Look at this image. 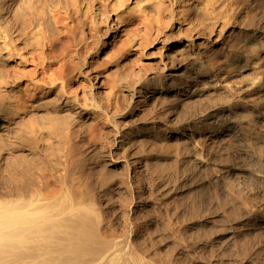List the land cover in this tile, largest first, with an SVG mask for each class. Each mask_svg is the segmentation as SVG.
Returning <instances> with one entry per match:
<instances>
[{"label": "bare ground", "instance_id": "bare-ground-1", "mask_svg": "<svg viewBox=\"0 0 264 264\" xmlns=\"http://www.w3.org/2000/svg\"><path fill=\"white\" fill-rule=\"evenodd\" d=\"M111 38L113 39L110 42ZM106 47L110 51L105 52ZM155 48L154 55L156 51L159 55L163 54L159 52L161 50L168 52L166 61L163 60L160 65L155 61V63L141 62L139 66H135V54L139 55V60L137 58L139 64L140 59L148 60L153 54L151 51ZM1 63L8 64L9 85L6 88L9 91H7L8 96L5 97V100L8 99L7 102L2 103L0 97V129L5 131L6 136L14 138L16 141V143L13 141L14 144L18 143L20 147L25 144L32 145L33 148L30 150L36 158L38 157L37 160L40 159V165L35 166L36 169L35 164L32 165L34 168L32 174L25 177V181H21L23 177L19 176L24 166L22 169L19 168L18 174L16 172L18 169H14L17 165L12 166L10 161L11 164L7 162L8 158H3L2 147L6 145L0 142V186L3 185L1 188L3 192L0 191L2 192L0 193V264H148L152 254L147 257V262L143 259L145 258L146 261L148 254H145L144 258L137 254L140 240L137 241L138 236L131 228L128 227L127 231L119 234L118 229H115L116 225L111 224L114 221L109 222L111 218L108 214H106L109 217L107 222L106 216L103 217L105 220L101 219L100 215H103L99 213L101 210L92 204L96 202L94 194L91 196L93 200L84 204L82 200L75 199V195L69 194L71 186L65 192V183L62 184L61 181L67 173L65 171L68 165L94 159L100 160L98 162L101 165L98 164L100 168L96 170V174L104 191L109 192L107 196L105 194L106 200L100 207L105 213L108 211L110 213L113 209L112 205H115L113 193L118 196V191L115 189L119 186L121 191H127V183L130 182V185L134 183L138 193L133 196L134 198L132 197V200H137L146 194L151 196L159 191L164 182H173L171 192L179 199L180 205H177L181 207L180 211H184L186 216L188 214L197 220H204V214L207 211L210 213V206H205L203 193L202 196L199 194L198 201H193L192 195L196 188L203 192L204 186L213 185L212 192L215 198H221L220 192L224 194L222 197L229 198L227 202L221 201L223 205L219 207L218 212L232 205V215L242 211L243 216L248 219L254 218L255 228H259V224L263 228L264 205L259 204V200V205H255V200L258 199V197L255 199V196L262 191L260 194L264 197V0H0ZM0 68L2 81L5 69ZM97 78L102 80L98 89L95 88L96 83H93ZM191 115L194 116V120L188 119ZM9 139L7 140L10 142ZM173 144L190 148L189 151L197 153L195 158L192 156L191 161L189 157L183 158L184 153L181 152L186 149L179 153L183 155V159L181 158L183 161L194 167L190 173H187V169H184L186 173L183 169L179 171L182 172L180 178L175 172H167L173 169L170 166L175 168L173 164L178 160L177 153L181 149L178 148V152L173 151L172 149L175 150L179 146L171 148ZM8 151L10 150H7V153ZM205 152L208 155H204ZM223 153L226 154L225 160L223 159L226 163L224 165L222 162V165L220 162L221 164L217 165L216 159L221 160L220 156ZM21 154L18 153V158L22 157ZM13 157L17 161V156L13 155ZM19 159L20 163L22 161H27L29 165L31 161L36 163L33 159L28 161L26 157V160ZM120 159L123 165V172H120L123 174L119 172L121 178L116 187L111 180L114 176L110 178L108 167L109 163L115 165ZM235 161L242 162L249 171L241 170V167H235L236 165L232 166ZM14 162L13 164H17ZM3 163L6 176H2ZM171 163L173 164L170 165ZM228 164L232 166L231 169ZM90 168L85 170L77 168L78 170H70V173L78 171L80 174L86 170L88 172ZM167 168L171 169L167 170ZM87 172L82 174L89 176ZM114 172L112 174H116L115 170ZM93 173L95 174V171ZM77 174H74L76 178ZM174 178L181 180L182 187L176 183L178 180L174 181ZM193 179L198 183L193 185L189 183ZM96 181L99 180L96 178ZM56 183L61 184L58 188L63 186V194H59L58 189L56 190ZM75 183L80 184V182ZM222 186L224 190L221 189ZM97 187L98 185L95 188ZM74 190L76 189L72 191ZM91 193L89 188H86L85 200ZM196 193L195 195H198ZM97 195L95 193V196ZM117 196L114 199H117ZM167 196L164 195L166 198ZM249 197L255 199L254 205L246 202ZM259 199L262 202L263 198ZM129 202L128 200L126 205H130ZM124 204L120 203L122 207ZM226 211L222 212L226 213ZM145 213H142L143 217H146ZM113 216L115 217V214ZM239 217L242 218V214ZM135 221L138 222V218ZM189 221L194 219L191 218ZM211 221L214 223V220ZM169 227L171 230L173 224L172 228L171 225ZM119 230L121 231V228ZM194 230L193 228L191 231ZM163 232H165L164 228ZM201 233L200 231V235ZM240 233L242 237L246 233L248 235V232ZM204 235L207 237V234ZM145 236L139 237L141 241ZM262 237L261 240L256 239V243L258 240L262 241ZM251 242L248 240L245 242L243 239V243H239L242 249L246 250ZM146 244L148 245V242ZM147 245L146 248L150 244ZM214 248L217 249L216 246ZM166 249L168 250V247ZM252 250L253 248L249 251ZM163 251L160 253L164 256ZM255 251L251 255H254ZM195 253L193 256H196ZM211 254L210 252V257ZM202 256L204 258L205 254ZM157 257L155 256L156 259ZM236 258L239 256L237 255ZM232 259L235 260L233 257ZM241 260L243 259L239 261ZM165 261L163 258V263ZM229 262L233 264L236 260L233 263L230 260Z\"/></svg>", "mask_w": 264, "mask_h": 264}, {"label": "rangeland", "instance_id": "rangeland-1", "mask_svg": "<svg viewBox=\"0 0 264 264\" xmlns=\"http://www.w3.org/2000/svg\"><path fill=\"white\" fill-rule=\"evenodd\" d=\"M112 39L113 38H111V40H110V42L112 41ZM159 47V46H158ZM158 47H156L157 48V50H159L158 49ZM156 48L154 49V50H152L151 52L153 53V51L155 52V50H156ZM108 51H110V49L108 50V47H106V50H105V52H108ZM4 52V51H3ZM160 53H162L163 52V54H160L159 55V53L156 51V54L154 55V53L152 54V56H150L149 57V59L148 60H145V61H141V59H140V62H139V64H138V60H139V55H137V54H135V56H136V59H135V57H134V61H135V66H139L140 65V63L141 62H149V63H151V62H154L155 63V61H157L156 63H158L157 65H160L161 64V62L163 61V60H165V59H167V57H168V52L166 51H164V50H161V51H159ZM164 53H165V56H164ZM159 56H161L160 58H161V60H159L160 58L158 57V55ZM138 56V57H137ZM157 56V57H156ZM104 57V56H103ZM103 57H101V58H103ZM137 58H138V60H137ZM134 61L132 62L133 63V65H134ZM159 61V62H158ZM166 61V60H165ZM137 62V63H136ZM6 64V65H5ZM137 64V65H136ZM0 67H2V68H4L3 70H4V72H3V75H2V81L0 80V88H1V90H0V93L2 92H5V93H7V94H5V93H3V95L2 94H0V95H2V96H0V97H2V103H4V102H7V100H5L6 98V96H8V92L7 91H9V89H7L8 88V85H9V79H8V64L7 63H1L0 64ZM1 69V68H0ZM7 69V70H6ZM2 72H1V74H2ZM1 82H3V83H1ZM5 83V84H4ZM93 83L95 84L96 83V86H95V88L96 89H98V87H100L101 86V83H102V80L100 79V78H97L96 79V82L95 81H93ZM2 85H5V86H2ZM7 87V88H6ZM3 89V90H2ZM5 89V90H4ZM5 94V95H4ZM4 96V97H3ZM194 116H192L191 115V117L189 116L188 117V119L189 118H191V120H194V118H193ZM0 130H2V131H0V132H2V133H0V137H1V144H3V145H6V146H3L2 147V149H3V158L4 157H6V158H8V160H7V162H9L12 166L14 165H17V166H15V170L16 169H18V170H16V172L18 173L19 172V168H23V166H24V169L23 170H21L22 172H20L21 173V175L19 176V175H17V176H19L20 178L21 177H23V179L21 178V181H25V177H27V176H30L31 174H32V172H33V170H34V168H35V166L37 167V165L39 166L40 165V159L39 160H37L38 159V157L36 158V155L34 154V153H32L31 151L32 150H30L31 148H33V146L31 145H29L28 146V144H25V145H21V147H20V144L18 145V143L17 144H14V142L16 143V141H14V138L12 137V136H9V135H7L6 136V133H5V131H3V129L1 128ZM4 132V133H3ZM3 135H4V137H3ZM7 137V138H6ZM9 137H11L12 139H9ZM5 138V139H4ZM7 139H9V140H11L10 142L12 143V145L14 146H12L11 145V143L7 140ZM6 142L5 144H4V142ZM3 142V143H2ZM9 143H10V146H9ZM28 147H27V146ZM177 145V144H176ZM175 145V146H176ZM179 145V144H178ZM177 145V146H178ZM7 146H9V147H7ZM26 148H25V147ZM174 146V144L171 146V148H173V147H175ZM176 146V147H177ZM7 147V148H6ZM10 147H12V148H10ZM14 148V150H12ZM16 148H18V149H16ZM20 148V149H19ZM178 148H181L180 149V151L178 150ZM10 150V151H8V153H7V150ZM23 149V150H22ZM184 149H186V147L184 148L183 146H178L177 148H175V150L174 149H172L173 151H176V152H178L177 153V155H179L178 156V160L177 161H175L174 162V164L173 163H171L170 165H175V168H177L176 169V171H174V167L173 166H170V165H168V166H170V167H172L173 169H168L167 168V170H170V171H167V170H165V172L167 171V172H172V173H176V175H177V177H179L180 178V176H181V174H182V172L180 173L179 171H181L182 169H183V172H185L186 173V171H187V173H190V172H192V170H193V165L191 164V165H188L187 164V162L186 161H183L182 159L184 158V159H188V157L190 158V160L189 161H191L192 160V158L194 157H196L195 155H197V153L195 152V151H189L190 150V148H187L186 149V151L188 152V154H187V152L186 151H184ZM189 149V150H188ZM12 150V151H11ZM16 151V152H15ZM22 151V152H21ZM25 151V152H24ZM173 151H171V150H169V152H173ZM181 151H184V152H181ZM9 152H11V153H9ZM184 153V156L181 154H179V153ZM190 152V153H189ZM18 153L19 154H21V156L23 157L24 156V158L22 159V157H20L19 156V158H21L22 160H26L27 158V160L29 161V160H34L36 163L39 161V163H33L32 161L30 162V165L32 166V165H34V168H33V166L32 167H30V165H29V163L27 162V161H22V163H20L21 162V160L18 158ZM27 153V155L25 156V154ZM174 153V152H173ZM193 153H195V154H193ZM15 155V156H17V161H18V159H19V161H18V163H17V161H16V159H14L15 157H13V155ZM33 154V155H32ZM8 155V156H7ZM30 155V157L31 156H35V157H31V159H30V157H28ZM185 155H186V158H185ZM204 155H208L206 152H205V154ZM224 155H226V154H222V156H220V157H222V158H220L221 160H219V158L218 159H216V164L217 165H220L222 162L224 163V165H225V163L226 162H224L223 161V159L225 160V156ZM12 156L13 157V159H12V157L10 158V157ZM181 156V157H180ZM182 156H183V158H182ZM191 156V157H190ZM193 156V157H192ZM25 157H26V159H25ZM180 157V158H179ZM206 157H208V156H206ZM182 158V159H181ZM9 159H11V160H9ZM182 161H181V160ZM12 160H14L17 164H13V162L14 161H12ZM183 163V164H181V162ZM217 160H218V162H217ZM94 162L93 164H91V162ZM89 162L88 161H83L82 163H73V167L71 166V164H70V166L68 165V167L66 168V171L65 172H67V173H65L66 175H68L69 174V176H67L66 177V175H64L65 176V178H64V176H63V180L61 181L62 182V184H64L65 186H64V189H65V192L67 191V188L69 187L70 188V186H71V188H70V191H69V194L70 195H75L74 197H75V199H79V200H82L83 202H84V204H87L86 203V201L88 202H90V200H93V197H91L93 194V196H94V201H96V202H94V203H92V204H95V206H96V208H98L99 210H101L99 213L101 214H103V215H100L101 216V219H103V220H105V218L107 219L106 220V222L109 220V217L111 218L110 220H109V222L111 223L112 221H114V222H112L111 224L113 225V226H115V229L117 230V233H123V232H125V231H127V229H129V228H131L134 232H135V234L138 236L137 238V241L139 242V240H140V242L138 243V245L140 244V246H138V249H137V254H139L140 255V257H142V258H144L147 254V256H146V261H145V258L143 259L144 260V262H147L148 260V256L150 257V255L152 256V258H150L149 260L150 261H148L147 263L148 264H159V261H160V264H175V261H176V264H183L184 262L186 263H188V264H190L191 262V264H199V263H203V264H205L208 260V262H209V264H210V262L212 263V264H228V262H229V260L231 261V263H233L235 260H236V262L237 263H239V264H263L262 262H264V257H263V252H264V226H263V228H261L262 227V225L261 224H259L258 225V227L259 228H255L256 227V225H254L255 224V220H254V218H247L245 215L243 216V213H241L242 211H237V212H235V213H233V214H235V215H232L231 214V209H232V205L230 206V207H228L229 208V210H228V208H226L225 210H223V209H221L219 212H218V210H219V207L220 206H222L223 205V203L222 202H227L228 200H229V198H225V197H222V196H224V194L222 193V192H220V196H221V198H219L218 197V199L217 198H215V196H214V193L212 192V191H214L212 188V186L213 185H211V187L210 186H204V189L202 190L203 192H201V190L200 189H198V188H196V190H195V192H193L194 193V195H192V200L194 201H198L199 200V194L201 195L202 193V195H204V197L206 198H204L203 197V199H204V202H205V206H210L209 208H210V210H209V212L210 213H208V211H207V213L206 214H204V217H203V219L204 220H201V219H196V218H194V217H191L190 215V219H189V216H188V214H187V216H186V213L184 214L183 212L184 211H180L181 210V207L179 206L180 205V203L178 202V198L174 195V193L173 192H171V186L173 185V182H167V183H165L164 182V185L163 186H161L162 187V189H161V187H160V189L162 190H160V189H158L159 191H156V192H154L151 196H149L150 194H144L145 196L144 197H142L141 199H133L134 200V202H133V200H132V197L134 196H136V194L138 193V191H137V187L134 185V183H131V185L129 184V183H127V191H121V187L119 186V188L117 187L118 185V183H119V180H120V178H121V175L123 174L122 172V167H123V165H122V161H121V159L119 160V162L117 163V164H112V163H109V167H108V169H109V175H110V178H111V176L113 175L114 177L111 179V180H113L112 182H114L115 183V185H116V189H115V191H118L117 193H118V196L116 195V194H114L113 193V202L115 203V205H112V207H113V209L110 211V213H109V211L107 212V213H105L104 212V210H102V208H100V207H102V203L104 202V200H106V196L109 194V192L107 193L106 191H104V188H102V184H101V182H100V178H99V176H98V174H96V170L98 171V168H100L99 167V165H101V163L100 162H98V161H100V160H90ZM95 161H97V162H95ZM179 161V162H178ZM14 162V163H15ZM25 162H27V164L28 165H26V163ZM186 162V163H185ZM221 162V163H220ZM236 162V161H235ZM234 162V164H232V166H235V167H241V170H244V171H249V168L246 166L245 167V165L242 163V162H240V161H238V162H236L235 163ZM23 163H25V165H22ZM100 163V164H99ZM185 163V164H184ZM220 163V164H219ZM223 163H222V165H223ZM76 164L79 166H76ZM99 164V165H98ZM241 164V165H240ZM75 165V166H74ZM81 165H82V167H81ZM97 165H98V167H97ZM114 165V166H113ZM176 165H177V167H176ZM182 167L183 166V168H181L180 166ZM186 165V166H185ZM229 165V164H228ZM244 165V166H243ZM3 168H2V171H3V173L4 174H2V176H6L7 175V173H5L4 171V167H5V165H4V163H3ZM92 167V168H90V167ZM120 166V167H119ZM168 166H166V167H168ZM188 166L190 167V168H188ZM232 166L231 165H229V169H231L232 168ZM242 166H243V168H242ZM18 167V168H17ZM70 167V168H69ZM76 167V168H75ZM90 168V170L92 171V169L95 171V174L93 173L94 171H90V170H88V172H87V170L86 171H84V172H81L80 174L78 173V171H74V173H73V171H72V173H70L71 171L70 170H78L77 168H80V170H81V168H82V170H85V169H89ZM93 167H95V168H93ZM186 167V168H185ZM29 168H31V169H29ZM33 168V169H32ZM71 168H73V169H71ZM75 168V169H74ZM97 168V169H96ZM119 168H120V170H119ZM180 168V169H179ZM36 169V168H35ZM116 171V174H112V172H114V170ZM184 169H187L186 171L184 170ZM189 169V170H188ZM192 169V170H191ZM247 169V170H246ZM68 170V171H67ZM117 170H118V172H117ZM178 170V171H177ZM202 170V169H201ZM201 170H199V171H201ZM29 171H31V173L29 172ZM91 173H90V172ZM120 171H122V172H120ZM189 171V172H188ZM76 172V173H75ZM85 172H87V173H89V176H88V174H87V176H85L84 174H82V173H85ZM121 173V175H120V173ZM180 173V174H178V173ZM78 173V174H77ZM111 173V174H110ZM115 173V172H114ZM19 174V173H18ZM70 174H71V176H75L76 174H77V178H76V176L74 177V178H76V179H74L73 177L71 178V176H70ZM73 174V175H72ZM75 174V175H74ZM81 174H82V177H81ZM92 174H94V176L95 177H93V175ZM165 174V173H164ZM13 175V174H12ZM84 175V176H83ZM92 175V176H91ZM120 176V177H117V176ZM179 175V176H178ZM144 176V175H143ZM71 179H73V180H71ZM84 177H87L86 179L84 178ZM89 177V178H88ZM90 177H91V179H90ZM145 177V176H144ZM84 178V179H83ZM96 178H97V180H99L98 182L96 181ZM90 179V180H89ZM95 179V180H94ZM115 179V180H114ZM175 179V180H174ZM173 180L176 182V180H178L177 178H174ZM20 180V179H19ZM69 180H71L70 182H69ZM76 180V181H75ZM89 180V181H88ZM239 180H241V179H239ZM20 181V182H21ZM80 182V184L78 183V185L75 183V182ZM94 182V184H92L93 182ZM117 181V182H116ZM191 181V182H190ZM189 181V183H192V185L194 184V183H198V181H196L195 179H193V180H190ZM196 181V182H195ZM60 182V183H61ZM68 182V183H67ZM90 182V183H89ZM96 182V183H95ZM100 182V183H99ZM181 180H178L176 183L178 184H180V186H181ZM58 184L59 186H61V184ZM67 184H69V185H67ZM91 185V187H90V185ZM128 184L130 185V186H128ZM166 184V185H165ZM56 186H55V188H56V190L58 189V192H59V194H63V192H64V189L62 188V187H60V188H58L59 186L57 185V183L55 184ZM67 185V186H66ZM80 185V186H79ZM86 185V186H85ZM92 185L94 186V187H92ZM98 185V187L97 188H95L96 186ZM100 185V186H99ZM114 185V186H115ZM76 186L77 187H79V188H76ZM82 186V187H81ZM89 188V190H90V192H92L90 195H89V197H87V198H89V200H87V198H86V200H85V197H84V193H86V188ZM167 186V187H166ZM66 187V188H65ZM100 187H101V190H100ZM170 187V188H169ZM182 187V186H181ZM1 188H3V185H1L0 186V189ZM61 188L63 189V191L61 190ZM69 188H68V190H69ZM76 189V190H74V191H72L73 189ZM92 188V189H91ZM99 188V189H98ZM164 188V189H163ZM167 188H169V189H167ZM208 188V189H207ZM224 187L222 186V190H224L223 189ZM59 189H60V191H59ZM118 189V190H117ZM134 189V191H132ZM197 189H198V191H197ZM3 189H1L0 191H2ZM84 190V191H83ZM93 190V191H92ZM99 190H100V192H99ZM128 190H129V192H128ZM169 192V194H168V192ZM180 190H181V188H180ZM207 190V191H206ZM209 190H211V191H209ZM254 190H255V188H254ZM61 191H62V193H61ZM95 191H97V192H95ZM109 191V190H108ZM119 191H120V193H119ZM163 191H164V194H163ZM200 191V192H199ZM209 191V192H208ZM256 191V190H255ZM3 192V191H2ZM2 192H0V193H2ZM71 192H74V194L73 193H71ZM94 192V193H93ZM98 192H99V195H97L98 194ZM123 192H124V196H122V194H123ZM132 192V193H131ZM166 192V193H165ZM197 192V193H196ZM199 192V193H198ZM252 192V191H251ZM250 192V193H251ZM262 191H260L255 197V199H257V197H258V199L257 200H255L254 198L252 199L251 197H249L247 200H246V202H248V203H250V205L252 204V205H254V203L256 202V204L255 205H257L258 204V202H259V204L261 203V204H263L264 205V197H262V193H261ZM95 193H96V195L97 196H95ZM102 193H104V194H102ZM130 193V194H129ZM157 193V194H156ZM161 193L163 194V195H161ZM195 193L196 194H198V195H195ZM261 193V194H260ZM105 194H106V196H105ZM126 194V195H125ZM132 194V195H131ZM213 194V195H212ZM223 194V195H222ZM252 194V193H251ZM101 195H103V196H105L104 198L103 197H100ZM120 195V196H119ZM129 195H130V197H129ZM148 195V196H147ZM154 195V196H153ZM156 195H157V197H156ZM164 195L165 196H167V195H169V196H167V198L166 197H164ZM171 195H172V197H171ZM201 195V196H202ZM212 195V196H211ZM116 196H117V199H114V198H116ZM121 196H122V201H124L123 203H122V201H121ZM128 196V197H127ZM160 196V197H159ZM161 196H163V197H161ZM211 196V197H210ZM263 196H264V194H263ZM92 199H91V198ZM110 197V196H109ZM108 197V198H109ZM124 197V198H123ZM133 197V198H134ZM149 197V198H148ZM151 197V198H150ZM156 197V198H155ZM169 197V198H168ZM171 197V198H170ZM177 199H176V198ZM208 197H210L209 199H208ZM261 197V199L263 198V200H262V202H261V200L259 199ZM83 198V199H82ZM96 198V199H95ZM119 198V199H118ZM127 198H131V199H127ZM146 198H147V200L149 201V199H150V201L148 202L147 200H146ZM172 198H173V200H172ZM211 198H213V199H211ZM98 199V200H97ZM99 199H101V201L99 200ZM146 201H145V200ZM156 200V201H154V200ZM158 199H159V201H158ZM168 199V200H167ZM171 199V200H170ZM214 199H215V201H214ZM217 199V200H216ZM220 199V200H219ZM225 199V201H223ZM128 200L130 201L129 202V204L131 203V200H132V203L130 204V205H126V204H128L127 202H128ZM139 200V201H138ZM206 200H207V202H206ZM209 200V201H208ZM211 200H212V202H211ZM219 200V201H218ZM249 200V201H248ZM251 200V201H250ZM252 200H253V202H252ZM254 200H255V202H254ZM259 200V201H258ZM137 201V203H135ZM143 201V202H142ZM167 201V202H166ZM214 201V202H213ZM218 201V202H217ZM222 201V202H221ZM230 201H232V199H230ZM88 202V203H89ZM92 202V201H91ZM100 202V203H99ZM112 202V201H111ZM117 202H118V204L119 205H117ZM150 202H151V204H150ZM156 202V203H155ZM162 204H161V203ZM166 202V203H165ZM210 202V203H209ZM100 204V205H98V204ZM120 203H121V205L122 204H124L123 205V207H125V206H127V207H125V208H123L121 205H120ZM146 203V204H145ZM148 203V204H147ZM158 203V204H157ZM170 203V204H169ZM174 203L176 204V205H174ZM207 203V204H206ZM209 203V204H208ZM211 203H212V205H211ZM215 203V204H214ZM218 203H219V206H218ZM220 203H222V204H220ZM136 204V205H135ZM146 206H144V205ZM153 204V205H152ZM163 204H164V206L165 205H167L166 207H164L163 206ZM170 205V207H169V205ZM177 204H179V205H177ZM213 204H214V206L216 205L217 207H214L213 206ZM258 204V205H259ZM156 205V206H155ZM174 205V206H173ZM97 206H99V207H97ZM129 206V207H128ZM163 206V207H162ZM179 207L180 209L178 210V209H176L177 207ZM119 207H121V208H119ZM140 207V208H139ZM142 207V208H141ZM150 208V209H148V208ZM161 207V208H160ZM114 208H115V210H114ZM117 208V209H116ZM130 208V209H129ZM132 208V209H131ZM147 208V209H146ZM154 210L155 208V212H157L156 214L153 212V210ZM158 208V209H157ZM167 208V209H166ZM197 208V207H196ZM215 208V209H214ZM218 208V209H217ZM122 211H121V210ZM128 209V210H127ZM134 209V210H133ZM140 209H142V210H140ZM174 209V210H173ZM118 210V211H117ZM124 210V211H123ZM146 210H148L147 211V213H145V211ZM151 210V211H150ZM157 210V211H156ZM166 210V211H165ZM217 212H216V211ZM227 210V211H226ZM103 211V212H102ZM123 213V214H125L126 213V215H123L121 212ZM135 211V212H134ZM137 211L138 212H140V213H137ZM160 211H161V213H160ZM163 211V212H162ZM169 211H170V213H169ZM172 211H174L173 213H172ZM176 211V212H175ZM178 211H179V213L180 214H178ZM222 211H226V213L228 214H226L225 212H222ZM113 212V213H112ZM132 212V213H131ZM217 214H216V213ZM220 212H222L221 214H220ZM105 213V214H104ZM127 213H129V215L127 214ZM142 213H145V215H146V217H147V220H146V217H143V214ZM182 213H183V215H182ZM212 213V214H211ZM215 213V214H214ZM231 215H230V214ZM106 214H108L109 215V217H108V215H106ZM110 214H112V215H110ZM115 214V217L113 216ZM133 216H132V215ZM134 214H135V216H134ZM150 214H152V216L150 215ZM159 214V215H158ZM167 214V215H166ZM170 214H172V215H170ZM224 214H226V215H224ZM242 214V218L241 217H239L240 215ZM118 215V216H117ZM127 215H128V217H127ZM132 216V218H131V216ZM144 215V216H145ZM160 215H161V217H160ZM167 217H166V216ZM175 215V216H174ZM180 217H179V216ZM185 215V217L183 218V216ZM209 215H211V216H209ZM214 215V217H215V219H214V217H212ZM216 215V216H215ZM219 215V216H218ZM239 215V216H238ZM106 216V217H105ZM112 216V217H111ZM122 218H121V217ZM124 216V217H123ZM139 216V217H138ZM140 216H142V219H140ZM150 216V217H149ZM155 216V217H154ZM157 216H159V217H157ZM208 216V217H207ZM220 216H224L223 218H220ZM228 216V217H227ZM233 216V217H232ZM237 216V217H236ZM103 217H105V218H103ZM108 217V218H107ZM134 217V218H133ZM152 217V218H151ZM174 217H176V218H174ZM182 217V218H181ZM226 217V218H225ZM230 217V218H229ZM115 218H117V220H115ZM125 218V219H124ZM137 218H138V222L137 221H135V220H137ZM164 218H166V220H168L169 221V223H168V221H166ZM168 218V219H167ZM185 218H186V221H185ZM191 218H192V220L194 219V221H189V220H191ZM218 218V219H217ZM241 218V219H240ZM114 219V220H113ZM123 220V222H122V220ZM127 219H129V220H127ZM134 219V220H133ZM150 219H151V222H150ZM155 220V221H153V220ZM158 219H160L159 221H158ZM162 219L164 220V221H162ZM171 219V220H170ZM177 220V221H175V220ZM179 219V220H178ZM181 219V220H180ZM189 219V220H188ZM211 219L212 220H214V223H212L213 221H211ZM223 219H225V220H223ZM229 219V220H228ZM232 219H234V220H232ZM247 219V220H246ZM141 222H140V221ZM184 220V221H183ZM201 220V221H200ZM222 220V221H221ZM226 220H227V222H226ZM240 220V221H239ZM243 220V221H242ZM120 221V222H119ZM125 221V222H124ZM131 221H133V223L131 222ZM135 221V222H134ZM157 221H158V223H157ZM161 221V222H160ZM171 221V222H170ZM173 221V222H172ZM179 221V222H178ZM181 221H183V223H181ZM187 221H189V222H187ZM229 221H231V222H229ZM238 221V222H237ZM242 221V222H241ZM117 222V223H116ZM130 222V223H129ZM165 222H167V223H165ZM193 222V223H192ZM215 222H216V224H215ZM225 224H224V223ZM243 222H245V223H243ZM157 223V224H156ZM162 223H164V224H162ZM175 223H176V225H175ZM181 223V225H179ZM184 223H186V224H184ZM202 223V224H201ZM203 223H205V224H203ZM243 223V224H242ZM117 224H118V226H117ZM125 224V225H124ZM128 224V225H127ZM130 224V225H129ZM136 224H137V226H136ZM141 224V225H140ZM142 224H143V226H142ZM160 224V225H159ZM172 224H173V228H172ZM193 224H194V227H193ZM214 224V226H212ZM219 224V225H218ZM221 224V225H220ZM234 224V225H233ZM240 224V225H239ZM121 225V226H120ZM134 225V226H133ZM140 225V226H139ZM167 225H171V230H169L170 229V227L169 226H167ZM175 225V226H174ZM183 225V226H182ZM186 225H188V226H186ZM192 225V227H190ZM202 227H201V226ZM205 225V226H204ZM218 225V226H217ZM230 225V226H229ZM261 225V226H260ZM120 226V227H119ZM155 226V227H154ZM167 226V227H166ZM198 228H197V227ZM208 226V227H207ZM213 228H217L216 230L215 229H213ZM221 226V228H219L218 229V227H220ZM223 226V227H222ZM233 228H232V227ZM238 226H239V228H238ZM241 226V227H240ZM244 226H246V227H244ZM249 226H254V227H249ZM119 227V228H118ZM125 228V230H124V228ZM127 227V228H126ZM129 227V228H128ZM140 227V228H139ZM152 227V228H151ZM169 227V228H168ZM181 227V228H180ZM209 227H210V229H209ZM249 227V228H248ZM121 228V231L119 230ZM162 228V229H161ZM163 228H164V231L165 232H163ZM166 228H168V229H166ZM176 228V229H175ZM193 228L195 229L194 231H191V230H193ZM200 228H202L203 229V231H206V232H204L203 233V231H202V229L200 230ZM206 228V229H205ZM237 228H238V230H237ZM122 229H123V231H122ZM149 229V230H148ZM153 229V230H152ZM157 229H158V231H157ZM187 229V230H186ZM205 229V230H204ZM208 229L210 230L208 233H207V231H208ZM229 229V230H228ZM252 229H254L255 231H252ZM262 229V230H261ZM139 230V231H138ZM167 230V231H166ZM168 230H169V233H167L168 232ZM178 230H179V232H181V233H179L178 232ZM184 230V231H183ZM197 230V231H196ZM198 230H200L202 233H201V235H200V231H198ZM219 230V231H218ZM223 230V231H222ZM232 230V231H231ZM237 230V231H236ZM240 230V231H239ZM248 230V231H247ZM259 231V233H257V231ZM120 231V232H119ZM142 231H144V232H142ZM148 232L149 231V233H146V232ZM153 233H151V232ZM158 233H157V232ZM174 231V232H173ZM197 233H196V232ZM217 232V233H213V232ZM223 233H222V232ZM248 232V235H246L245 234V236H241L240 234V232ZM252 231V232H251ZM140 232V233H139ZM175 233V234H173V233ZM187 232H189V233H187ZM238 234H237V233ZM256 232V233H255ZM263 234H261V233ZM142 233V234H141ZM145 233H146V236H145ZM192 233H196L195 235H193ZM220 234V236H219V234ZM227 233H230V234H227ZM234 233V234H233ZM254 233V234H253ZM143 234H144V236H145V238L144 239H142V241H141V238H139V237H142L143 236ZM152 236H151V235ZM162 234V235H161ZM168 236H166V235ZM171 234H172V236H171ZM180 236H179V235ZM185 234H186V236H185ZM189 234H191V235H189ZM198 234L200 235V236H198ZM204 234H207V237L204 235ZM214 234V235H213ZM255 234H257V235H255ZM259 234V235H258ZM151 237H150V236ZM182 235V236H181ZM184 235V236H183ZM203 235V236H202ZM211 237H210V236ZM228 235V236H227ZM233 235V236H232ZM238 235V236H237ZM250 235V236H249ZM255 238V239H253V237ZM255 235V236H254ZM260 235H262V236H260ZM143 236V237H144ZM149 236V237H148ZM171 236V237H170ZM176 236V237H175ZM227 236V237H226ZM240 236V237H239ZM259 236V237H258ZM142 237V238H143ZM154 237H155V239L157 240V242H156V240L154 239ZM177 237H178V239H177ZM190 237V238H189ZM200 237V238H199ZM202 237V238H201ZM234 237V238H233ZM237 237V238H236ZM246 237V238H245ZM249 237V239H247ZM257 237V238H256ZM261 237H262V241H260L261 240ZM146 238H150V239H147L146 240ZM171 238V239H170ZM172 238H174V239H172ZM180 238V239H179ZM185 238H186V240H185ZM188 238V239H187ZM195 238H198V239H195ZM206 238V240H204ZM210 238V239H209ZM242 238V239H241ZM260 239V240H258V243H256L257 241H256V239ZM152 239V240H151ZM153 239H154V241H153ZM160 239V240H159ZM166 239V240H165ZM190 239V240H189ZM221 239V240H220ZM223 239V240H222ZM237 239V240H236ZM240 239V240H239ZM243 239H245V242L248 240V241H252L251 242V245H250V247H248L246 250H244V249H242V247L240 246L242 243H243ZM164 240V241H163ZM177 240V241H176ZM180 240V241H179ZM196 240V241H195ZM198 240V241H197ZM200 240V241H199ZM213 240H214V242H213ZM216 240V241H215ZM220 240V241H219ZM152 241H153V243H152ZM170 241V242H169ZM181 241H184L185 243L183 244V242L181 243ZM191 242V243H189V242ZM142 242V243H141ZM144 242V243H143ZM148 242V245L146 244ZM151 242V243H150ZM171 242H173V243H171ZM181 244H180V243ZM188 242V243H187ZM218 242V243H217ZM237 242V243H236ZM239 242H241V244L239 243ZM259 242H261V243H259ZM161 243V244H160ZM176 243V244H175ZM187 243V244H186ZM219 245V247L221 248H219L218 247V245ZM235 243V244H234ZM141 244L142 245H144V246H141ZM153 244H155V246L152 245ZM163 244V245H162ZM168 244V245H167ZM172 244V245H171ZM192 244V245H191ZM208 244V245H207ZM210 244V245H209ZM213 244H215V245H213ZM257 244H258V246H257ZM146 245L148 246L147 248H146ZM166 245V246H165ZM176 245V246H175ZM180 245V246H179ZM183 245H187V246H183ZM200 245V246H199ZM224 245V246H223ZM239 245V246H238ZM256 245V246H255ZM152 248H151V247ZM172 246V247H171ZM192 246H193V248H192ZM198 247V249L196 248V247ZM202 246V247H201ZM207 246V247H206ZM216 246V248L217 249H215L214 247ZM254 246V247H253ZM144 247H145V249H146V251L147 252H145L144 250ZM156 247V248H155ZM161 249H159V248ZM166 247H168V250L166 249ZM171 249H170V248ZM185 247V248H184ZM194 247H195V249H194ZM227 247H228V249H227ZM237 247H238V249H237ZM260 247V248H259ZM140 248V249H139ZM157 251V252H159V254L157 255V252L154 250V249ZM163 248V249H162ZM173 248V249H172ZM174 248H176V249H174ZM207 248H209V249H207ZM214 248V249H213ZM241 248V250H242V252H243V254H242V252H241V250H239ZM253 248V250L252 251H249V250H251ZM256 248H258V249H256ZM262 248V249H261ZM150 249H151V251L153 250L154 251V253H152L151 251H150ZM178 249H179V251H178ZM191 249H194V250H191ZM205 251H203V250ZM224 251H223V250ZM225 249H226V251H225ZM160 250V251H159ZM164 250V251H163ZM167 250V251H166ZM170 250H172V251H170ZM181 250V251H180ZM201 250V251H200ZM212 250H213V252H212ZM215 250H217V251H215ZM228 250V251H227ZM237 250H239V251H237ZM254 250H256L255 251V256L254 255H251L252 253H253V251ZM258 250V251H257ZM141 251H142V253H141ZM143 251H144V253H143ZM162 251L164 252V256H163V254L161 255V253H162ZM166 251V252H165ZM178 251V252H177ZM190 251V252H189ZM193 251H196L198 254H199V256H198V254L197 253H195V255L197 256H193L194 255V253H193ZM212 253L211 254V256L212 257H210V252ZM219 251H220V253H219ZM222 251V252H221ZM244 251H248L247 253L246 252H244ZM260 251V252H259ZM161 252V253H160ZM186 252V253H185ZM204 252V253H203ZM214 252H216V253H214ZM226 254H225V253ZM232 252V253H231ZM237 254H236V253ZM239 252H240V254H242L241 256H240V254H239ZM251 252V253H250ZM257 252V253H256ZM165 253L167 254H169V256H168V254L167 255H165ZM185 253V254H184ZM229 253V254H228ZM141 254H142V256H141ZM146 254V255H145ZM192 254V255H191ZM200 254H201V256H200ZM205 254V256H204V258H203V256L202 255H204ZM217 254V255H216ZM219 254V255H218ZM220 254H222V256L224 255V257H221V255ZM249 254V255H248ZM258 254H259V256H258ZM145 255V256H144ZM154 255V256H153ZM161 255V257H159ZM173 255H174V257H173ZM178 255V256H177ZM182 255V256H181ZM189 255V256H188ZM228 255H230L229 257H233L235 260H233L232 259V257H231V259L228 257V258H226ZM234 255V256H233ZM237 255L239 256V258H236L237 257ZM263 257H261V256ZM155 256H158L157 257V259L155 258ZM183 256H186V257H183ZM193 256V257H192ZM216 256H219V257H216ZM250 256V257H249ZM257 256V257H256ZM164 258V261L166 260L167 261V263H166V261L163 263V258ZM173 257V258H172ZM176 257H177V259H179V260H177L176 259ZM195 257V258H194ZM202 257V258H201ZM207 259H206V258ZM210 257V258H209ZM243 257V258H242ZM246 257V258H245ZM141 258V259H142ZM161 258V259H160ZM172 258V259H171ZM174 258H175V260H174ZM181 258V259H180ZM184 260H183V259ZM197 258H199L198 260H196ZM214 258V259H213ZM217 258H220L219 260L217 259ZM247 258H249L250 260L248 261V259ZM252 258V259H251ZM169 261H168V260ZM186 259H187V261H186ZM189 259H191V260H189ZM195 259V260H194ZM213 259V260H212ZM216 259V260H215ZM225 259V260H224ZM240 259H243V260H241V262L239 261ZM254 259V260H253ZM262 259V260H261ZM152 260H154L155 262H153ZM182 260V261H181ZM216 262H215V261ZM223 260H224V262H223ZM238 260V261H237ZM252 260V261H251ZM259 260V261H258ZM158 261V262H157ZM171 261H173V262H171ZM179 261H181V262H178ZM198 261V262H197ZM202 261V262H201ZM219 261V262H218ZM170 262V263H169ZM183 262V263H182ZM208 262L206 263V264H208ZM214 262V263H213ZM236 262H234L233 264H237ZM250 262V263H249ZM252 262V263H251ZM254 262V263H253ZM256 262V263H255ZM260 262V263H259ZM184 263V264H185ZM186 263V264H187ZM229 264H230V262H229Z\"/></svg>", "mask_w": 264, "mask_h": 264}]
</instances>
